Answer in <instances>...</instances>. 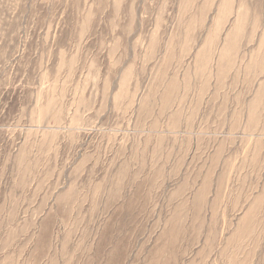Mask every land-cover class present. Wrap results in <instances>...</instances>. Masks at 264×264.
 I'll return each mask as SVG.
<instances>
[{"label":"rangeland","instance_id":"rangeland-1","mask_svg":"<svg viewBox=\"0 0 264 264\" xmlns=\"http://www.w3.org/2000/svg\"><path fill=\"white\" fill-rule=\"evenodd\" d=\"M0 264H264V0H0Z\"/></svg>","mask_w":264,"mask_h":264}]
</instances>
